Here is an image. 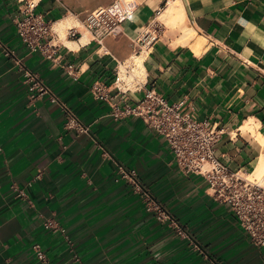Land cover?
<instances>
[{"label": "crops", "instance_id": "obj_1", "mask_svg": "<svg viewBox=\"0 0 264 264\" xmlns=\"http://www.w3.org/2000/svg\"><path fill=\"white\" fill-rule=\"evenodd\" d=\"M179 2L207 40L201 53L158 19L170 0H0V264H264V248L210 195L208 180L185 171L167 139L125 111L154 87L222 129L224 164L244 173L260 158L243 126L264 133V0ZM128 3L132 13L119 15ZM29 5L53 25L73 14L80 34L67 37L88 31L89 41L73 48L54 32L52 57L31 51L16 25ZM102 9H118L115 32L87 28ZM144 48L145 83L123 89L121 63ZM26 69L59 101L33 97ZM61 103L88 131L67 125ZM121 166L136 175L122 177Z\"/></svg>", "mask_w": 264, "mask_h": 264}, {"label": "built area", "instance_id": "obj_2", "mask_svg": "<svg viewBox=\"0 0 264 264\" xmlns=\"http://www.w3.org/2000/svg\"><path fill=\"white\" fill-rule=\"evenodd\" d=\"M115 10L118 9L97 11L88 19L87 28L96 33L101 30V35L115 32L119 27V15L130 14L133 9L131 3H128L119 11V15ZM16 25L19 35L31 51L39 50L52 57L56 44L53 43L55 36L51 19L36 12L32 5H29L24 9L23 16L17 18ZM79 34L77 26L69 28L70 37L76 38ZM18 62L20 63V60ZM24 82L33 91V97L48 94L51 101H59L51 88L28 69L25 70ZM95 92L101 98H108L99 86L95 87ZM61 105L67 109L63 103ZM125 111L141 116L148 126L163 135L169 142L178 165L187 172L203 175L209 182L210 195L229 204L252 242L264 248V188L218 158L216 146L223 131L218 129L216 123L185 114L182 103H170L154 87L148 88L144 97L135 106H128ZM67 114L69 127L88 131V127L81 123L74 112L67 109ZM120 173L122 177L127 178L136 175L135 170L129 171L123 166L120 167ZM13 188L18 191V195H26L24 190L16 185H13ZM151 205L154 208V205ZM155 209L159 212V218H168L159 205H156ZM62 231L66 230L62 228ZM34 248L38 257L46 261L42 247L37 244Z\"/></svg>", "mask_w": 264, "mask_h": 264}, {"label": "bare ground", "instance_id": "obj_3", "mask_svg": "<svg viewBox=\"0 0 264 264\" xmlns=\"http://www.w3.org/2000/svg\"><path fill=\"white\" fill-rule=\"evenodd\" d=\"M158 19L179 32V37L176 42L187 43L195 39L196 41L192 44V47L196 53H201L205 49L207 43L206 38L204 36H199L194 27L187 24L184 7L179 0H170L169 5L158 15ZM81 24L82 23L73 14L55 21L53 30L57 34V40L73 48H77L80 43L88 42V31L84 32L80 40H72L67 37L69 28ZM146 55L147 49L144 48L142 51L136 52L132 57L122 62L121 65L119 64V77L117 83L123 89H136L145 83L147 78V70L144 64ZM243 129L246 131L250 130L251 133L257 137L262 146V153L259 160L251 169L244 172L246 175L245 177L255 181L264 188V133L258 131L253 125L247 122L243 126Z\"/></svg>", "mask_w": 264, "mask_h": 264}, {"label": "rangeland", "instance_id": "obj_4", "mask_svg": "<svg viewBox=\"0 0 264 264\" xmlns=\"http://www.w3.org/2000/svg\"><path fill=\"white\" fill-rule=\"evenodd\" d=\"M115 11H117V10H115ZM243 176H246L244 173H241Z\"/></svg>", "mask_w": 264, "mask_h": 264}]
</instances>
